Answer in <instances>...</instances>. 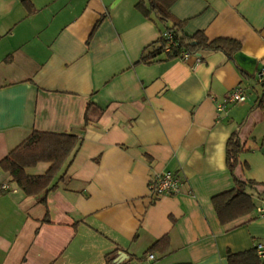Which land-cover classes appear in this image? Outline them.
Returning a JSON list of instances; mask_svg holds the SVG:
<instances>
[{
    "label": "crops",
    "instance_id": "crops-1",
    "mask_svg": "<svg viewBox=\"0 0 264 264\" xmlns=\"http://www.w3.org/2000/svg\"><path fill=\"white\" fill-rule=\"evenodd\" d=\"M139 1L0 0V160L33 130L81 138L45 204L0 168V264H229L264 244L256 210L221 223L211 202L235 186L226 143L238 130L235 173L264 206V0L169 8L189 35L237 40L253 74L218 50L141 61L163 24ZM238 85L245 101L218 110ZM167 170L181 189L152 202L149 178Z\"/></svg>",
    "mask_w": 264,
    "mask_h": 264
},
{
    "label": "trees",
    "instance_id": "trees-1",
    "mask_svg": "<svg viewBox=\"0 0 264 264\" xmlns=\"http://www.w3.org/2000/svg\"><path fill=\"white\" fill-rule=\"evenodd\" d=\"M173 0H147V4L141 1L137 6L149 15L155 14L158 21L163 24L159 42L156 46L142 55L141 61H152L162 50L168 40L163 32L168 30L172 36L168 58H177L182 51L198 53L200 51H221L233 62V55L241 50L240 43L231 38L208 39L203 31L187 34L183 31V21L175 19L170 13V5ZM27 12L32 13L34 7L26 3ZM98 24V22H97ZM241 72L245 73L237 64ZM257 107L264 112V86L262 95L257 101ZM81 138L75 134L56 133L49 131L33 130L19 144L13 147L0 160V168L9 176V182L14 183L26 195L35 196L40 203H46L47 193L54 189L63 178L71 157L79 146ZM242 150V142L235 130L226 143V163L235 181V186L212 196L211 202L221 223H227L240 216L252 213L258 207L254 194L247 191L246 187L254 188L257 182L240 178L235 173L239 163V153ZM40 162L48 163V168L40 174H30L26 170ZM258 197L264 200L263 193ZM45 220H47L45 218ZM229 264H264L256 251V245L242 252H228Z\"/></svg>",
    "mask_w": 264,
    "mask_h": 264
},
{
    "label": "built area",
    "instance_id": "built-area-1",
    "mask_svg": "<svg viewBox=\"0 0 264 264\" xmlns=\"http://www.w3.org/2000/svg\"><path fill=\"white\" fill-rule=\"evenodd\" d=\"M163 36L168 40L167 44H165V50L168 52L170 50L172 36L168 30L163 32ZM190 54L191 53L188 51H182L180 52L179 57L186 59ZM256 76L258 82L264 86V66L259 69ZM245 99L246 94L244 88L241 85H238L230 91L223 102L217 103V109L222 110L226 105L243 102ZM181 184L182 178L177 172L167 170L158 174H153L148 181L149 198L154 202L160 199L163 195L175 194L180 191ZM3 187L6 188V186ZM256 212L260 217L264 218V206H258ZM256 251L261 258H264V244L258 243L256 245ZM150 257L152 258L153 255H150Z\"/></svg>",
    "mask_w": 264,
    "mask_h": 264
},
{
    "label": "water",
    "instance_id": "water-1",
    "mask_svg": "<svg viewBox=\"0 0 264 264\" xmlns=\"http://www.w3.org/2000/svg\"><path fill=\"white\" fill-rule=\"evenodd\" d=\"M234 60L248 74H253L256 66L257 60L244 53L243 51H238L233 55Z\"/></svg>",
    "mask_w": 264,
    "mask_h": 264
}]
</instances>
